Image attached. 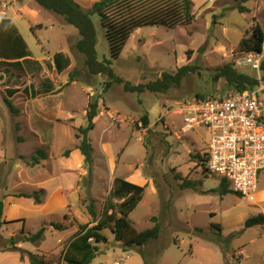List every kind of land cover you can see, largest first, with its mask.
Here are the masks:
<instances>
[{
	"label": "rangeland",
	"instance_id": "rangeland-1",
	"mask_svg": "<svg viewBox=\"0 0 264 264\" xmlns=\"http://www.w3.org/2000/svg\"><path fill=\"white\" fill-rule=\"evenodd\" d=\"M76 1L88 9L96 0ZM238 6L247 10L240 12ZM192 12L191 24L142 26L130 34L111 64L122 80L144 84L163 72L175 73L183 65L189 68L178 86L162 92H132L106 74L88 72L84 56L74 46L78 32L60 15L34 0H0V59L8 53L7 40L14 33L29 50V60L19 65L11 63L14 59L0 62V196L4 199L0 264H30L27 252L46 264H65L60 253L77 231V222L92 220L83 200L95 199L99 216L116 176H135L138 182H132L145 183L143 198L129 215L131 224L141 231L154 225L155 216L160 234L144 246L148 254L143 258L139 248L124 251L105 229L108 240L100 244L90 264H264V225L244 226L247 218L264 214V170L252 196L220 195L222 178L202 172L199 163L209 133L203 127L188 128L182 111L183 103L197 95L229 92L217 75L224 64L255 73L250 65L237 64L244 53L239 43L250 36L254 23L264 31V0H192ZM92 19L98 58H109L99 17L94 14ZM59 51L69 58L62 71L52 59ZM70 73L75 80L68 82ZM44 81H50L51 91H42ZM107 81L111 82L105 87ZM5 97L18 108L17 114L8 109ZM93 98L98 101V114L89 132L88 169L75 133L86 125L87 104ZM145 113L148 127L140 121ZM40 147L47 152L40 164L31 166L19 159ZM183 180L201 191L181 187ZM39 188L45 189L39 204L13 195ZM51 222L68 227L57 230ZM42 226L46 229L39 242L24 240Z\"/></svg>",
	"mask_w": 264,
	"mask_h": 264
},
{
	"label": "trees",
	"instance_id": "trees-1",
	"mask_svg": "<svg viewBox=\"0 0 264 264\" xmlns=\"http://www.w3.org/2000/svg\"><path fill=\"white\" fill-rule=\"evenodd\" d=\"M40 7L60 15L66 23L72 25L78 32V39L74 46L76 50L84 56V63L88 72L92 75L103 73L108 75L112 81L123 83L126 91L143 92L150 90L162 92L171 86H178L182 77L188 72V65H183L175 73L163 72L160 78L147 83L131 84L115 75L111 67L112 61L117 59L130 34L142 26H165L176 28L180 25H188L194 21L192 12V0H96L90 8L84 9L76 0H34ZM240 12L246 11L245 6L237 7ZM99 17L100 25L104 30L105 38L109 45L110 57L98 58L96 51L97 32L92 15ZM264 40V31L260 24L254 23L251 27V34L240 40L239 46L243 52L259 50ZM8 53L0 59V62H7V59H14L12 64H21V61L29 60V50L23 38L14 33L12 39H8ZM1 52V50H0ZM55 68L62 71L69 65V58L61 51L52 56ZM264 78V60L261 63ZM217 75L222 77L227 88L233 91H242L255 85L257 79L254 74L238 71L232 63H226L217 69ZM75 80L74 74H69L68 82ZM111 81L105 83V87ZM42 91H51L50 81L42 83ZM14 91L10 90V96ZM218 97L220 95H217ZM197 97H206L197 95ZM4 102L8 109L18 113V108L14 106L10 97H5ZM98 114V101L96 98L90 99L87 104L85 117L86 125L77 128L75 133L79 139L77 148L79 149L83 163L90 169L92 163V145L89 132L94 128V118ZM141 124L148 127L149 120L147 113L140 117ZM19 139H22L20 136ZM47 158L44 148H37L30 156L19 155V159L31 166L40 164ZM199 160H203L201 155ZM145 185L137 184L123 177L116 176L112 187L105 197L101 214L98 216L95 199L86 198L83 204L87 213L91 216V222L78 223L77 231L69 238L65 247L60 253V259L65 264H90L99 254V246L107 242V236L103 230L109 229L113 238L121 245L124 251L139 248L143 258L147 256L145 245L159 237L160 224L157 217L152 216L154 225L150 228L137 231L132 227L130 213L142 200ZM181 187H191L196 191H201L191 181H182ZM220 195L233 192L225 179L220 180L217 188ZM44 188H39L31 193L18 192L13 194L16 197L32 198L36 204L41 203ZM240 196V195H238ZM4 199L0 196V220L3 215ZM68 219V214L64 215ZM73 221L76 222L74 219ZM254 225H264V214L247 218L244 221L245 227ZM50 226L57 230H64L67 223L51 222ZM46 226L40 227L34 233L26 235L24 240L39 242L43 236ZM12 240V239H11ZM19 250V249H18ZM30 264H46V262L36 254L27 252Z\"/></svg>",
	"mask_w": 264,
	"mask_h": 264
},
{
	"label": "built area",
	"instance_id": "built-area-1",
	"mask_svg": "<svg viewBox=\"0 0 264 264\" xmlns=\"http://www.w3.org/2000/svg\"><path fill=\"white\" fill-rule=\"evenodd\" d=\"M263 60L264 40L259 50L244 52L237 60L238 65L251 66L255 85L219 97H196L182 105L186 126L203 127L209 133L203 160H199L202 172L225 179L243 197L255 193L264 170Z\"/></svg>",
	"mask_w": 264,
	"mask_h": 264
},
{
	"label": "crops",
	"instance_id": "crops-1",
	"mask_svg": "<svg viewBox=\"0 0 264 264\" xmlns=\"http://www.w3.org/2000/svg\"><path fill=\"white\" fill-rule=\"evenodd\" d=\"M28 48V47H27ZM127 178H125V179H127V180H129L130 179V181H131V179H134V181H137L136 179H135V176L133 177H128V176H126ZM138 182V181H137ZM145 182H147L146 180H145ZM135 183V182H134ZM145 183H143L142 185H144ZM63 231H65V230H63Z\"/></svg>",
	"mask_w": 264,
	"mask_h": 264
},
{
	"label": "water",
	"instance_id": "water-1",
	"mask_svg": "<svg viewBox=\"0 0 264 264\" xmlns=\"http://www.w3.org/2000/svg\"><path fill=\"white\" fill-rule=\"evenodd\" d=\"M18 240V237H15V241H17Z\"/></svg>",
	"mask_w": 264,
	"mask_h": 264
}]
</instances>
